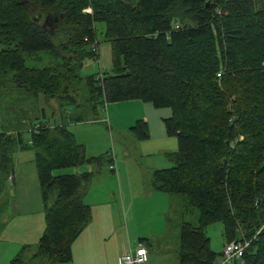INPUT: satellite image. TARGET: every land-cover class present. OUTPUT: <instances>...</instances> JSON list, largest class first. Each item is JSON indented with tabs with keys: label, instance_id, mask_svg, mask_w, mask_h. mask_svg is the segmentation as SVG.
<instances>
[{
	"label": "trees",
	"instance_id": "16d2710c",
	"mask_svg": "<svg viewBox=\"0 0 264 264\" xmlns=\"http://www.w3.org/2000/svg\"><path fill=\"white\" fill-rule=\"evenodd\" d=\"M96 22L112 45L102 79L82 73L98 57ZM135 99L171 109L164 123L178 140L168 154L175 165L154 170L152 186L198 210V225L181 222V262L217 264L222 252L207 228L220 222L223 246L249 243L233 264H264V0H0V109L20 121L0 126V184L15 154L33 149L46 223L37 246L10 264L72 259L92 220L84 198L95 171L55 172L98 157H86L68 123ZM131 129L150 136L143 119Z\"/></svg>",
	"mask_w": 264,
	"mask_h": 264
},
{
	"label": "rangeland",
	"instance_id": "374dc122",
	"mask_svg": "<svg viewBox=\"0 0 264 264\" xmlns=\"http://www.w3.org/2000/svg\"><path fill=\"white\" fill-rule=\"evenodd\" d=\"M127 1L132 2L135 0ZM45 21L46 17L41 16L40 22L45 23ZM47 27L54 29V24L49 22ZM95 28L97 29L98 57L86 58L83 62L82 73L84 75L101 74L104 77V73H110L113 69L112 45L111 42L105 39V23L96 22ZM113 106L119 107L114 110ZM150 107L153 109L152 112L160 111L157 114L159 115L158 119L167 116L164 114H168V116L171 114L170 108H155L152 105ZM137 111L139 110L131 105L106 102V105L100 108L99 116H90L91 120L79 122L82 127L80 130L77 128L80 124H77V122L68 123L67 130L70 132L72 141L83 145L86 157H98V161L95 162V173L93 179L88 183L87 190L89 193L92 188L86 199L87 201L89 198L95 197L90 204L91 212L93 210L90 223L93 221V213L97 208L109 207V213L107 214L110 218L109 223L115 227L119 239H122V229L127 242L128 233H131V235L146 234L153 236V238L157 235V241H152L155 246H158L154 250L157 257L156 264H184L181 261L179 262L177 257L180 249L181 222L185 220L198 225V210L195 207L188 206L186 197L182 194H171L156 190L155 196L150 197L132 191V185L137 187L138 184L147 180V166L158 169L175 165L174 160L168 156V151L162 153L158 150V141H155V150L151 149L149 148L151 145L150 138L139 139L130 129L131 119L129 116L132 112ZM152 112H149V115ZM160 121L163 123L162 120ZM19 122V114L13 117L10 113L7 114L3 107L0 109V126L3 129L13 128ZM116 123H120L122 127L128 129L121 131L116 128ZM135 125L136 123L132 127ZM154 134L155 137L160 135L159 133ZM169 136L167 139L171 142L169 147L172 148L170 152H175L178 150L177 137ZM34 159L35 151L33 149H28L22 154L16 153L14 171L11 174L14 176L18 174V180L16 179L15 185L10 184L8 177L0 184V199L2 200L0 213L6 211L4 217L8 220L11 215L13 218L17 216L20 207L26 206L23 203V198L28 201L39 198L41 199L42 208L44 207L41 184ZM111 165H114L115 168L111 169ZM74 168L71 167L70 169L73 170ZM34 190H36V195L24 193ZM7 219L0 220V244L12 241L10 237H13V235L6 230L9 223ZM207 233L211 237L212 248L220 254L224 247L222 223L209 225ZM139 241V239L134 240L136 246H138ZM38 243L39 240L34 244V247ZM24 247H20L17 252L19 253ZM28 252L26 258L31 259L30 251ZM6 256L7 254L1 255L0 258ZM14 257L11 258L9 264ZM40 261L38 260L36 263ZM31 264H35V262Z\"/></svg>",
	"mask_w": 264,
	"mask_h": 264
},
{
	"label": "crops",
	"instance_id": "0c3cea01",
	"mask_svg": "<svg viewBox=\"0 0 264 264\" xmlns=\"http://www.w3.org/2000/svg\"><path fill=\"white\" fill-rule=\"evenodd\" d=\"M126 104L131 105L133 108H137L139 111L132 112L129 116L131 119L129 126L130 129L132 128V125L135 124L138 120L143 119L146 121L149 125V133H150V140L151 145L149 148L155 150V141L157 142V145L159 146L158 150L162 153H165V151H168L169 153L172 148L169 147L171 145V142L168 141L169 134L167 133L166 126L164 123V119L166 117H169L168 114H164L166 117H159L158 119V112L160 111H153L150 107L153 104H150L148 102H144L139 99L135 100H128V101H120L116 102V104ZM121 106V105H119ZM119 106H113V109L115 110ZM110 107V106H109ZM154 107V106H153ZM149 112H152L151 115H149ZM163 123H161V121ZM78 130H80L81 123ZM164 124V127H163ZM116 128L123 131L128 129L127 127H122L120 123H116ZM130 133L129 131H126ZM154 133H159L160 135H157L155 137ZM147 138V139H149ZM168 145V146H167ZM28 150V149H27ZM26 150H21L18 153H23ZM152 151V150H151ZM167 153V154H169ZM164 158V157H163ZM35 164V159H34ZM36 167V165H35ZM162 167V166H161ZM69 168H63L59 169L55 173L57 174H64V173H84L87 171H95L96 165L94 164H81L76 166L73 170ZM37 169V168H36ZM110 169V167H109ZM112 169V168H111ZM161 169V168H158ZM156 170V168H150L147 166V180H145L144 183H140L137 185V187H134L132 185V191L134 193H140L144 194L150 197L155 196L156 190L153 189L152 183H153V172ZM103 176H105L103 174ZM102 176V177H103ZM16 179L18 180V174L14 176V181L10 184L16 183ZM10 182V181H9ZM92 190V188H91ZM87 192L84 201L87 204H91L93 202V198L91 197L86 200L88 195L90 194ZM93 192V191H92ZM17 193V192H16ZM27 194L32 193L33 195H36V190L32 192H24ZM24 199V204H26L25 207H20L18 210L17 216L13 218L11 215L9 220L8 226L6 230L8 233H11L13 237H10L12 241L10 242H4L3 244H0V257L1 255H6L5 258H0V264H9V261L12 257L17 255L18 249L20 247L25 245H34L37 243V241L40 239L41 235L43 234L45 230V216H44V207L41 206V199L35 198L30 201ZM90 201V203H89ZM19 204L20 203H17ZM93 212V210H92ZM109 213V207L108 208H97L95 212L93 213V221L88 224V226L81 232L79 237L74 241L72 246V259L68 262H62L58 264H118L120 256L128 252L131 249H135L136 243L134 240L139 239V243L141 242V238L144 239L143 243L149 251V261L148 264H156L155 261H157V257L155 256L154 250L158 247L152 241H157V235L151 237L146 234L144 235H131V233L127 234V240L124 238V230L122 229L121 235L122 239H119L118 235L116 234V229L109 223V216L107 215ZM167 213V212H166ZM107 221V222H105ZM4 238V236H3ZM160 249V248H159ZM178 260L179 262L180 257L178 254Z\"/></svg>",
	"mask_w": 264,
	"mask_h": 264
},
{
	"label": "built area",
	"instance_id": "2783aa9c",
	"mask_svg": "<svg viewBox=\"0 0 264 264\" xmlns=\"http://www.w3.org/2000/svg\"><path fill=\"white\" fill-rule=\"evenodd\" d=\"M87 13H91V7L86 9ZM92 51H98V43L95 42L91 44ZM221 76V73L218 74ZM99 78L102 79V75H99ZM111 168L114 169L115 166L111 165ZM14 176L9 177V181L13 182ZM248 242L242 241H231L224 245L222 254L220 255L217 264H233L236 260H239L243 257L244 251L248 246ZM149 261V251L148 248L143 244L139 243L135 249H131L128 252L123 253L118 261V264H148Z\"/></svg>",
	"mask_w": 264,
	"mask_h": 264
},
{
	"label": "water",
	"instance_id": "95a60500",
	"mask_svg": "<svg viewBox=\"0 0 264 264\" xmlns=\"http://www.w3.org/2000/svg\"><path fill=\"white\" fill-rule=\"evenodd\" d=\"M45 24L47 25V24H49V21H48V19H46V21H45Z\"/></svg>",
	"mask_w": 264,
	"mask_h": 264
}]
</instances>
